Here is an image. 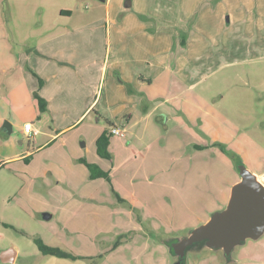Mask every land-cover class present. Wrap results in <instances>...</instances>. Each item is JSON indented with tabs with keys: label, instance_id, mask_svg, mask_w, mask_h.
Here are the masks:
<instances>
[{
	"label": "rangeland",
	"instance_id": "obj_1",
	"mask_svg": "<svg viewBox=\"0 0 264 264\" xmlns=\"http://www.w3.org/2000/svg\"><path fill=\"white\" fill-rule=\"evenodd\" d=\"M126 1L0 0V78L11 61L17 65L21 43L31 52L50 36L76 31L56 42L76 70L57 63L67 84L57 104L48 63L38 85L47 84L52 109L36 113L31 97L0 109L9 116L0 125L13 124L8 137L28 156L0 165V217L9 223H0V247L20 249L16 264H174L178 256L165 241L188 236L225 208V192L240 179L236 157L264 171V0H132L129 8ZM62 9L73 11L72 20L60 17ZM100 56L106 73L91 61ZM91 66L98 97L58 133L85 109L77 83ZM8 75L24 83L17 71ZM142 79L146 85L132 94L140 113L152 111L151 127L141 122L133 127L136 137L111 135L112 157H101L97 137L121 122L117 98L128 82ZM26 121L35 140L23 131ZM82 159L111 179L91 178ZM35 237L82 258L44 255ZM253 242L230 256L198 243L185 261L237 264Z\"/></svg>",
	"mask_w": 264,
	"mask_h": 264
},
{
	"label": "crops",
	"instance_id": "obj_2",
	"mask_svg": "<svg viewBox=\"0 0 264 264\" xmlns=\"http://www.w3.org/2000/svg\"><path fill=\"white\" fill-rule=\"evenodd\" d=\"M62 10H68L69 12L65 11V14L61 13L60 17L62 19H64L65 21L72 20L73 11L71 9H62ZM62 10H61V12H62ZM227 22H229V21H227ZM0 23L3 27V31H5L4 30V26H5L4 21H0ZM68 25L69 24L67 22L63 26L65 28H68ZM71 33L72 32H70V31H66V33H60V35L56 36V37H55V35L50 36L49 40H47L46 42L33 45L32 46L33 50L31 52H27V48H24L27 44L21 43L22 48L17 51L18 52L17 53L18 54L17 65L15 63H13V61H11V64L8 67H6V69L2 70L6 73V75H4L6 77L0 78V109L4 108L7 103H15L17 105V103L20 102L22 99H24L26 101L29 99V97H31L32 99H34V101L37 102V99L35 98V92H37V91L42 97H44V98L46 97L49 99V97L45 94L47 84H45L42 87V89L38 85L39 78H44V77L47 78L46 72H48L50 70V68H49L50 66L48 63H51L52 71L55 70V73H54L55 74V85L57 86L58 90L55 89V99L54 100H55V104H57L56 103L57 96L65 95L66 90H67V84L62 79V77L60 76V68L57 65V63L60 62L62 64L68 65L69 69L61 68V69H63V71L71 70L73 72H76V70L72 67L73 59H64V57H62L63 50L61 47H59V48L56 47V45H58V44H56V42H57V40H60L61 38L63 39V37L66 34L70 35ZM75 33H76V31H75ZM75 33H72V34H75ZM79 40L82 41L83 43H85L86 41L87 42L89 41L87 39L85 33H81L79 35ZM7 46H8V49L11 50V53L8 52L9 55H11V56H9L11 58L12 55H14L12 53L13 47L10 43L7 44ZM106 60H107L106 56H104V57L100 56V57H95L91 61L95 66L97 65V66L101 67V70L103 73H106L107 68H108ZM92 68H94V67L91 66L87 69L85 68L84 69V70H86L85 78H83L82 80L79 79V81L77 83L79 90H78L76 95H78L77 96L78 98H80V97L83 98L84 104L87 102L84 105L85 109L82 108L80 110V112L78 113L79 117L76 121H72L70 123L67 122V125L65 127L61 128L60 130H58V133H61L65 130L69 129L70 127L74 126L81 119V117L91 109L94 102L96 101L98 95L96 96V99H95L94 98L95 94L93 93V88H92L93 87L92 84L93 83L95 84L96 74L93 71L94 69L92 70ZM15 71H17V75L19 73H21V75L24 79L23 84H22V82H18L17 79H13L11 76L8 75V74L12 75V73ZM34 73L37 75H35ZM146 80H148V79H142L140 81L141 84H134V82H131V84L133 85V87L135 88L137 93L140 91L138 89L140 88L141 85L142 86L146 85L145 84ZM147 84H149V83H147ZM39 88H40V91H39ZM102 93H103V90H102ZM121 93H122V90H121ZM123 94L124 95H121L119 98H117V102H119V103H121V105H123V111L120 114H117V116H119V119L121 122H120V124H114V125L112 123L111 127H113V126L123 127L126 129V132H130L131 136L136 137L137 131L135 132L133 130V127L135 125H139L141 122H145L146 126L151 127V125H152L151 124V122H152V118H151L152 111L150 109L144 108L143 109L144 113H140L141 111H139L140 105L138 103V100H137L135 95L133 96V94L131 92H129L127 86L125 88H123ZM48 102L49 103L47 106V111H49L50 108L52 109V104L54 103V101L50 97ZM163 102H165V100H163L160 103H163ZM166 102H167V99H166ZM37 104H38V102H37ZM37 107H35L36 113L40 111L39 107L38 108ZM2 110H0V124L5 118L9 117L8 113H4ZM58 110H60L59 106H58ZM18 112H23V109L18 108ZM40 113H41V111H40ZM72 113L73 112H71L70 115H72ZM63 114H65V112H63ZM38 115H39V113H38ZM127 115H130V117L127 119H124L125 116H127ZM27 122H30V121H26V123ZM33 129H34V126H33ZM35 139H36V136H35ZM30 141H32V140H30ZM22 142H23V140H22ZM122 146L123 145H121L119 148L121 149ZM110 147L112 148L111 144H110ZM110 147H109V150H110ZM25 155H26V153H24V150H18V148L15 146L12 139L8 137V131L3 127V125L2 126L0 125V160H1L0 165L3 166L7 163L22 161V160L26 159L27 156H25ZM256 174L258 176L261 175L264 177V171H257ZM0 185H1V183H0ZM29 191H31L30 187H29ZM230 192H231V189H230ZM230 192L229 191L225 192L223 202L225 201L226 204L229 200ZM43 210L44 209H40V211H43ZM51 216H53V213L50 214V217ZM50 217H48V218H50ZM201 222H205V221L203 220ZM0 223L2 225H4V224L9 225L8 221H6V219H4V217H0ZM36 238L37 237L34 238V241ZM254 241L255 242H253L252 246H248L250 242L247 244V246L245 245V247L247 248V252L244 253V256L240 257L241 260L239 259L237 264H264V234L259 239L254 240ZM242 248H240V251ZM11 250L15 252V260L13 262L7 261L8 258H10L12 256ZM20 257H21V251L17 246L12 245V246H8V247H0V262L16 264V263H18V260ZM228 263L231 264L230 261H228Z\"/></svg>",
	"mask_w": 264,
	"mask_h": 264
},
{
	"label": "water",
	"instance_id": "obj_3",
	"mask_svg": "<svg viewBox=\"0 0 264 264\" xmlns=\"http://www.w3.org/2000/svg\"><path fill=\"white\" fill-rule=\"evenodd\" d=\"M105 1V0H101ZM126 7L132 6L127 0ZM227 21L230 16L227 15ZM3 127L13 132V125L5 120ZM22 141V140H21ZM240 179L232 186L229 200L222 211L213 212L210 218L194 228L188 236L172 243L178 260L175 264H185V256L190 246L200 242L210 249H223L230 256L236 246L248 239L257 240L264 234V181L243 162L238 165ZM46 217H50L45 213ZM7 261L15 260V252Z\"/></svg>",
	"mask_w": 264,
	"mask_h": 264
},
{
	"label": "trees",
	"instance_id": "obj_4",
	"mask_svg": "<svg viewBox=\"0 0 264 264\" xmlns=\"http://www.w3.org/2000/svg\"><path fill=\"white\" fill-rule=\"evenodd\" d=\"M65 11L66 12H69L68 10H62V14H65ZM35 74V73H34ZM37 75V74H35ZM43 79L42 78H39V81L40 83L43 82L42 81ZM127 88L129 90V92L131 93H135L136 90L135 88L133 87V85L131 83H127ZM35 98L37 99V102H38V106H39V109L41 112H45L47 111V106H48V102L47 100L42 97L38 91L35 92ZM130 115H127L125 116L124 119H127L129 118ZM113 135L111 133V131H104L96 140V147H97V152L98 154L101 156V157H105V158H111L112 155H111V152L109 150V147H110V136ZM28 157V156H27ZM26 157V158H27ZM238 157V158H237ZM236 157V167L238 168V165L241 161V158H239V156ZM82 161L88 166V168L90 169V173H91V178H99V177H104V178H107L108 180H110V175H109V172L105 169H103L102 167H100L98 164H95V163H90L88 162L86 159H82ZM239 170V169H238ZM179 237H171V239H168L166 240V244L168 245L170 251L175 254V251L172 247V243L176 240H178ZM35 242L37 244V247L39 249V251L44 254V255H51V256H57V257H60V258H65V259H79V258H82L80 255L78 254H75L73 253L72 251L70 250H67L65 248H62L60 246H54V245H49L48 243H46L42 238H39L37 237L35 239ZM200 244H203V242H200ZM194 245H197L194 244ZM193 246V245H192ZM190 246V247H192ZM189 247V248H190ZM188 248V249H189Z\"/></svg>",
	"mask_w": 264,
	"mask_h": 264
},
{
	"label": "built area",
	"instance_id": "obj_5",
	"mask_svg": "<svg viewBox=\"0 0 264 264\" xmlns=\"http://www.w3.org/2000/svg\"><path fill=\"white\" fill-rule=\"evenodd\" d=\"M23 131L24 133L28 134L30 140L35 139L34 129L31 122H27L24 125ZM110 131L113 135H118L121 137H125L127 135L126 129L123 127L113 126L111 127Z\"/></svg>",
	"mask_w": 264,
	"mask_h": 264
},
{
	"label": "flooded vegetation",
	"instance_id": "obj_6",
	"mask_svg": "<svg viewBox=\"0 0 264 264\" xmlns=\"http://www.w3.org/2000/svg\"><path fill=\"white\" fill-rule=\"evenodd\" d=\"M178 259H179V258H178ZM178 259H177V260H178ZM185 260H186V258H185ZM175 262H176V261H175ZM175 262H174V264H175ZM185 264H186V261H185Z\"/></svg>",
	"mask_w": 264,
	"mask_h": 264
}]
</instances>
